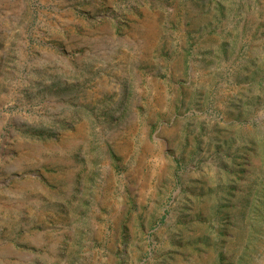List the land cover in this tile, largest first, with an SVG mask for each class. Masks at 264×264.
Masks as SVG:
<instances>
[{
  "label": "rangeland",
  "instance_id": "rangeland-1",
  "mask_svg": "<svg viewBox=\"0 0 264 264\" xmlns=\"http://www.w3.org/2000/svg\"><path fill=\"white\" fill-rule=\"evenodd\" d=\"M0 264H264V0H0Z\"/></svg>",
  "mask_w": 264,
  "mask_h": 264
},
{
  "label": "trees",
  "instance_id": "trees-1",
  "mask_svg": "<svg viewBox=\"0 0 264 264\" xmlns=\"http://www.w3.org/2000/svg\"><path fill=\"white\" fill-rule=\"evenodd\" d=\"M256 57H254V68H255V65H256ZM253 65V64H252ZM254 146H256L255 144H254Z\"/></svg>",
  "mask_w": 264,
  "mask_h": 264
}]
</instances>
